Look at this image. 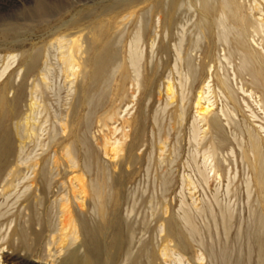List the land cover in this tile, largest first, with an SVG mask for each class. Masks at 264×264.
Segmentation results:
<instances>
[{"label":"rangeland","instance_id":"1","mask_svg":"<svg viewBox=\"0 0 264 264\" xmlns=\"http://www.w3.org/2000/svg\"><path fill=\"white\" fill-rule=\"evenodd\" d=\"M6 138L0 264H264V0H0Z\"/></svg>","mask_w":264,"mask_h":264},{"label":"bare ground","instance_id":"2","mask_svg":"<svg viewBox=\"0 0 264 264\" xmlns=\"http://www.w3.org/2000/svg\"><path fill=\"white\" fill-rule=\"evenodd\" d=\"M93 43V42H92ZM79 44H80V42H79ZM79 44H78V42L77 41H74V40H70V41H68V45H67V52L65 53V55H63V59L62 60H65V61H67V63H69V62H72L73 61V51L75 50V49H81V47L82 46H79ZM93 47H94V49H96V50H98L100 47H101V41H95L94 43H93ZM107 54L105 53V54H102L100 57H99V59H98V57H97V61L99 60V64L101 65V66H105V65H107L108 64V62H107ZM66 57V58H65ZM76 63H77V61H75ZM74 64V63H73ZM72 66V65H71ZM67 73H68V71H67ZM73 77V76H72ZM171 90L170 89H168V92H170ZM200 98V100L202 99L201 97H199ZM198 101L197 102V108H198V113H199V115H206V114H208V109L207 108H205V107H203V106H201V104H200V102L201 101ZM27 119V118H26ZM214 121V120H213ZM64 130V129H63ZM12 146H13V144H12V142L8 139V138H6L5 140H3L2 141V144H1V147H0V176H1V174H2V172H3V170L4 169H6L9 165H8V161H7V158H8V156H9V154L11 153V151H12ZM63 197V196H62ZM66 201V200H65ZM78 201V200H77ZM81 202V201H80ZM62 209V208H61ZM62 217L64 218L63 219V221H62V231L63 232H65V234H63V236H64V238L65 237H68V235H70V234H72V235H74L75 234V232L76 231H74L75 229H74V222L75 221H73V219H72V217L70 216V212H69V210L68 209H66L65 208V206H64V209H63V212H62ZM61 217V218H62ZM76 226V225H75ZM63 232H61V233H63ZM71 237V236H70ZM74 237V236H73ZM63 238V237H62ZM75 239V238H74ZM119 239V238H118ZM69 240V239H68ZM68 240H66V241H68ZM100 240V239H99ZM167 242V241H166ZM71 244V243H70ZM73 244H75V243H73ZM118 244V243H117ZM168 244V243H167ZM64 245H66V244H64ZM121 245V244H120ZM72 246V245H71ZM68 247V246H67ZM164 246H162V248H163ZM117 248V247H116ZM161 248V249H162ZM99 249H100V247H99ZM122 250V249H121ZM75 251V250H74ZM119 252V251H118ZM163 256H167V254H166V252H168L167 251V247H164L163 248ZM117 253V252H116ZM159 254H161L162 255V253H159ZM78 259V258H77ZM76 260V259H75ZM73 261V260H72ZM78 261H79V259H78ZM57 262V261H56ZM81 262V261H80ZM78 263V262H77Z\"/></svg>","mask_w":264,"mask_h":264}]
</instances>
